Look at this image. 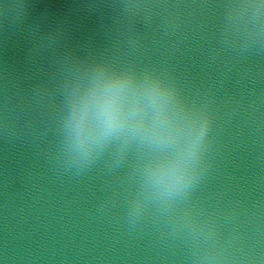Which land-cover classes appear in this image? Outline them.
Listing matches in <instances>:
<instances>
[{"label":"clouds","instance_id":"clouds-1","mask_svg":"<svg viewBox=\"0 0 264 264\" xmlns=\"http://www.w3.org/2000/svg\"><path fill=\"white\" fill-rule=\"evenodd\" d=\"M100 111L103 117L104 132L111 133L118 127V114L114 102L111 98H105L100 105Z\"/></svg>","mask_w":264,"mask_h":264}]
</instances>
